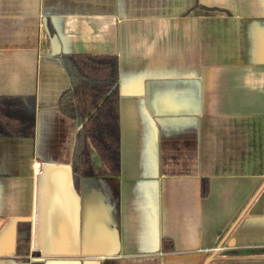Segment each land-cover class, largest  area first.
Here are the masks:
<instances>
[{"label": "crops", "instance_id": "obj_1", "mask_svg": "<svg viewBox=\"0 0 264 264\" xmlns=\"http://www.w3.org/2000/svg\"><path fill=\"white\" fill-rule=\"evenodd\" d=\"M77 53L116 55L120 94V173L78 186ZM0 96L36 100L0 137V264H264V0H0Z\"/></svg>", "mask_w": 264, "mask_h": 264}, {"label": "trees", "instance_id": "obj_2", "mask_svg": "<svg viewBox=\"0 0 264 264\" xmlns=\"http://www.w3.org/2000/svg\"><path fill=\"white\" fill-rule=\"evenodd\" d=\"M49 34L55 31L48 21ZM69 87L60 95V112L75 120L77 132L72 155L73 179L78 186L87 176H117L120 173L119 60L110 54H65L61 56ZM34 96H0V137H34ZM100 161V164L97 163ZM208 182L201 194L207 196ZM30 224L20 223L16 251L28 253Z\"/></svg>", "mask_w": 264, "mask_h": 264}, {"label": "built area", "instance_id": "obj_3", "mask_svg": "<svg viewBox=\"0 0 264 264\" xmlns=\"http://www.w3.org/2000/svg\"><path fill=\"white\" fill-rule=\"evenodd\" d=\"M34 165H35V168L37 169L39 167L40 163L36 162Z\"/></svg>", "mask_w": 264, "mask_h": 264}]
</instances>
